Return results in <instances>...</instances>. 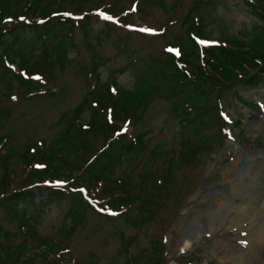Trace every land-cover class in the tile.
Returning <instances> with one entry per match:
<instances>
[{
    "label": "rangeland",
    "instance_id": "obj_1",
    "mask_svg": "<svg viewBox=\"0 0 264 264\" xmlns=\"http://www.w3.org/2000/svg\"><path fill=\"white\" fill-rule=\"evenodd\" d=\"M204 1L208 3L204 7H209L202 12L203 25L213 32L206 44L223 41L222 37L244 38L248 30L262 24V18L246 3L250 0H67V10L84 20L89 17V34L79 26L74 28L73 41L67 46L71 62L63 71L56 70L54 79L42 80L45 89L31 97L14 78L0 77V136L21 150L58 137L64 128L60 123L62 114L73 109L92 87L88 70L94 60L100 65L102 82L112 85L115 80L119 86L132 88L137 74L129 66L135 59L145 55L162 60L170 55L179 58L176 48L180 47V37L186 35L183 20ZM11 42L8 39L1 46L0 56ZM44 49L54 55L53 42L36 44L26 54L36 59ZM11 68L15 73L19 71L16 64ZM210 103L218 107L220 126H209L210 117L202 120L194 110L175 113L173 100L159 96L137 111L139 120L132 117V121L120 124L123 133L144 132L150 139L136 164L127 170V187L139 202H151V216L134 226L127 215L140 218L139 205L133 204L121 215L120 210L100 199L101 208L88 210L79 223L75 222L77 226L69 238L67 247L77 264H234L230 249L221 247L225 239L230 243L234 234L230 245L236 251L255 252L245 242L246 232L251 231L245 226L224 234L223 207L216 199L225 197L228 208L240 205L241 197L231 201L232 186L250 170L256 173L258 165L264 168V83L249 88L241 81H228L213 89ZM255 105L258 110L253 109ZM89 119L90 112L85 111L82 122ZM208 137L212 138L208 147L199 154H190ZM87 138L93 150L104 144L103 137L95 138L92 133ZM237 159L236 174L230 181L227 171L234 169ZM2 173L0 167V177ZM61 179L54 180V184L75 182L64 175ZM47 191H37L36 203L29 206L37 232H27L25 221L12 218L0 208L2 246L9 249L25 245L35 255L30 260L37 264H44L38 256L40 245L52 239L65 241V227L72 223L67 218L71 197L50 201ZM211 230L216 233L212 235ZM186 236L193 238L192 245L182 251L185 239L181 238ZM259 255H264V250L254 253ZM243 261L248 262V257ZM256 264H264V258Z\"/></svg>",
    "mask_w": 264,
    "mask_h": 264
},
{
    "label": "trees",
    "instance_id": "obj_2",
    "mask_svg": "<svg viewBox=\"0 0 264 264\" xmlns=\"http://www.w3.org/2000/svg\"><path fill=\"white\" fill-rule=\"evenodd\" d=\"M66 1L0 0V48L12 39L0 56V77L2 80L14 78L24 86L29 97L45 89L42 80L54 79L55 71H63L71 62L67 46L68 41H73L74 28L79 26L89 34V17L84 20L75 16L67 10ZM206 2L196 4L183 20L186 35L180 37L179 58L170 55L162 60L145 55L131 63L129 67L137 74L132 88L119 86L115 80L112 85L102 82L98 72L100 65L94 60L88 70L93 82L91 89L73 109L62 114L60 123H64V128L50 143L40 140L21 150L5 136H0V167L3 169L0 208H5L12 218L25 221L27 232H37L36 219L29 212V206L36 203L37 191L48 190L50 201L71 197L67 218L72 223L65 227L66 240L52 239L40 245L42 251L38 256L44 264H77L67 247L69 238L77 226L75 222L79 223L88 210L95 208L96 199L99 204L103 199L111 208L120 210L121 215L133 204L139 205L140 218L127 215L134 226L150 219L151 202L147 199L139 202L127 187V170L136 164L150 139L144 132L122 133L121 123L132 121V117L139 120L137 111L145 109L159 96L173 100L175 113L194 110L202 120L210 117L209 126H220L218 107L210 103L213 89L221 88L228 81H241L249 88L264 83V0L246 1L262 18V24L248 30L244 38L222 37L223 41L210 46L197 40L208 39L213 33L203 25L202 12L209 7H204ZM50 42L54 45V55L47 49L36 59L26 54L36 44ZM15 64L17 73L11 68ZM257 106L253 109L258 110ZM85 111L90 112V119L84 123ZM90 133L95 138L103 137L101 148H91L87 138ZM211 142L212 138L208 137L190 154H199ZM120 169H124L122 173ZM62 175L67 176L69 182L70 179L75 182L54 184V180H62ZM34 257L23 244L7 249L0 241V264H37L30 260Z\"/></svg>",
    "mask_w": 264,
    "mask_h": 264
},
{
    "label": "bare ground",
    "instance_id": "obj_3",
    "mask_svg": "<svg viewBox=\"0 0 264 264\" xmlns=\"http://www.w3.org/2000/svg\"><path fill=\"white\" fill-rule=\"evenodd\" d=\"M241 151V149H240ZM252 156V155H251ZM264 163V162H263ZM239 164V159L234 161V169H229L227 171V179L230 181L233 179L232 177L236 174V167ZM256 169V173H253L252 170L247 172V176L241 180H238L237 184L232 186L230 196L231 201L237 200L236 198L241 197V204L234 206L233 208H228V202H225V197L221 196L216 199V203L218 205H222V222L224 224V229L226 234L228 231L238 230L236 227H243L250 229L251 231L246 232L247 236L244 237L248 239L247 243L249 246L248 248L252 249V251H260L264 250V222L261 220L263 215L262 211L264 212V199L262 196L264 195V168L258 165ZM229 181V182H230ZM263 186V187H261ZM262 193V194H261ZM243 229V230H247ZM212 235L214 230H211ZM244 232V231H243ZM230 239V243H234V238ZM223 237V236H222ZM242 240L243 237H238ZM181 239H185L183 242L185 246L182 247V251L190 249L192 245L193 238L183 237ZM216 242L220 241L219 238H216ZM221 242V241H220ZM228 243V244H227ZM228 239H225V242L221 243L222 248L230 249L231 252V259L234 264H256L259 263L261 258H264V255L254 256L255 252H246L245 250L236 251L233 245H230ZM248 257V262H244V258ZM250 257H252L250 259Z\"/></svg>",
    "mask_w": 264,
    "mask_h": 264
},
{
    "label": "snow or ice",
    "instance_id": "obj_4",
    "mask_svg": "<svg viewBox=\"0 0 264 264\" xmlns=\"http://www.w3.org/2000/svg\"><path fill=\"white\" fill-rule=\"evenodd\" d=\"M141 31H146L145 29H141ZM169 51H171V49H169Z\"/></svg>",
    "mask_w": 264,
    "mask_h": 264
},
{
    "label": "water",
    "instance_id": "obj_5",
    "mask_svg": "<svg viewBox=\"0 0 264 264\" xmlns=\"http://www.w3.org/2000/svg\"><path fill=\"white\" fill-rule=\"evenodd\" d=\"M245 157H246V155H245Z\"/></svg>",
    "mask_w": 264,
    "mask_h": 264
}]
</instances>
